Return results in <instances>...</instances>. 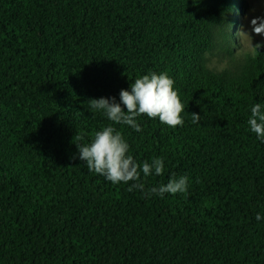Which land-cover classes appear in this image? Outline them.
Segmentation results:
<instances>
[{"label": "trees", "instance_id": "1", "mask_svg": "<svg viewBox=\"0 0 264 264\" xmlns=\"http://www.w3.org/2000/svg\"><path fill=\"white\" fill-rule=\"evenodd\" d=\"M241 2L0 0V264H264V142L247 123L264 47L236 53ZM152 72L174 80L183 126L141 115L137 132L90 107ZM109 124L138 163L163 159L146 189L186 175L188 191L90 172L76 143Z\"/></svg>", "mask_w": 264, "mask_h": 264}, {"label": "clouds", "instance_id": "2", "mask_svg": "<svg viewBox=\"0 0 264 264\" xmlns=\"http://www.w3.org/2000/svg\"><path fill=\"white\" fill-rule=\"evenodd\" d=\"M250 30H241V34L248 38L255 53L264 47V39L252 43L254 35L264 37V16H254L250 19ZM174 80L166 73H155L143 75L130 84V91L121 89L119 92L120 101L115 97H100L90 99V107L96 111H102L108 120L116 124H124L135 131H141V125L137 117L146 115L148 118H158L163 124L175 128L183 126L184 120L181 113L185 106L181 103L178 92L174 90ZM121 104L125 106L121 107ZM251 115L248 118L250 130L256 137L264 142V106L255 103L251 106ZM201 116L198 113H191L192 123H200ZM76 139L83 141V134H77ZM78 156L81 161L86 162L90 172L105 177L112 184H128V190H141L145 196L153 194L163 197L165 193L177 194L186 193L189 187V177L181 175L173 177L166 184L146 189L141 182V175H163L164 161L162 158H153L151 163H138L128 154L129 144L122 134L112 124L105 126L102 130L96 131L94 139L88 144L76 143ZM257 221L264 219L259 213L256 214Z\"/></svg>", "mask_w": 264, "mask_h": 264}, {"label": "rangeland", "instance_id": "3", "mask_svg": "<svg viewBox=\"0 0 264 264\" xmlns=\"http://www.w3.org/2000/svg\"><path fill=\"white\" fill-rule=\"evenodd\" d=\"M241 12L238 10L230 13L232 18H235L234 24L229 27V32L234 36V46L237 54L253 49L247 37L241 34V30H250V19L254 16H264V0H242ZM264 39L257 35L253 36L252 43ZM206 65L209 69L220 71L228 66V57L224 53L206 54Z\"/></svg>", "mask_w": 264, "mask_h": 264}]
</instances>
